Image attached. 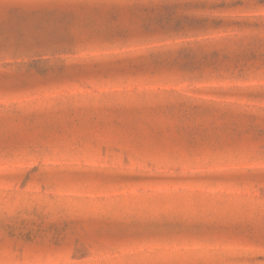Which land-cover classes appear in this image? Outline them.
Wrapping results in <instances>:
<instances>
[{
  "label": "rangeland",
  "instance_id": "rangeland-1",
  "mask_svg": "<svg viewBox=\"0 0 264 264\" xmlns=\"http://www.w3.org/2000/svg\"><path fill=\"white\" fill-rule=\"evenodd\" d=\"M0 264H264V0H0Z\"/></svg>",
  "mask_w": 264,
  "mask_h": 264
}]
</instances>
